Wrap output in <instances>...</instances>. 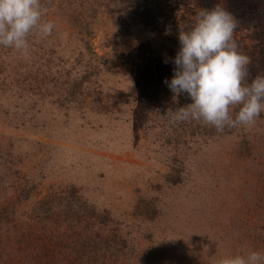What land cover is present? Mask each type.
Returning <instances> with one entry per match:
<instances>
[{
  "label": "rangeland",
  "instance_id": "obj_1",
  "mask_svg": "<svg viewBox=\"0 0 264 264\" xmlns=\"http://www.w3.org/2000/svg\"><path fill=\"white\" fill-rule=\"evenodd\" d=\"M218 5L250 84L264 0H53L50 36L30 35L28 54L0 46V264H29L42 244L49 264L264 255V112L222 132L174 122L192 101L165 83L181 27Z\"/></svg>",
  "mask_w": 264,
  "mask_h": 264
},
{
  "label": "clouds",
  "instance_id": "obj_2",
  "mask_svg": "<svg viewBox=\"0 0 264 264\" xmlns=\"http://www.w3.org/2000/svg\"><path fill=\"white\" fill-rule=\"evenodd\" d=\"M46 13L41 0H0V45L28 54L30 35L46 38L55 28ZM235 28L234 17L219 5L201 9L193 23L181 27L174 76L165 83L174 97L186 93L192 102L173 111L174 122L202 121L222 132L253 125L264 112V75L246 82L250 58L238 51ZM217 264H264V255L251 251Z\"/></svg>",
  "mask_w": 264,
  "mask_h": 264
},
{
  "label": "trees",
  "instance_id": "obj_3",
  "mask_svg": "<svg viewBox=\"0 0 264 264\" xmlns=\"http://www.w3.org/2000/svg\"><path fill=\"white\" fill-rule=\"evenodd\" d=\"M44 1H45V4H43ZM52 2H53V0H41V3H42V5L44 7H46L47 5H50ZM0 46H2V45H0ZM82 85H83V83H82L81 80L78 81V83L70 84L68 95L72 96L75 93H77V89H80V87ZM235 111H236V109L234 110V113H235ZM199 139H206V136H203V134L200 133ZM178 180H180V175L179 174L175 177V180H171L170 183H174V182H176ZM71 199H72V196H71ZM73 207H74V204L72 202L67 203L66 208H70L71 209ZM75 215L77 216V214H75ZM46 246H47L46 244H44V245L42 244V249L44 250V252H42V253H39L38 251H35L34 248H32V252H30V255H28L30 257L28 259L29 260V264H49L50 263L49 262L50 254L46 252ZM39 247L41 248V246H39ZM61 253L64 254V251H62Z\"/></svg>",
  "mask_w": 264,
  "mask_h": 264
}]
</instances>
